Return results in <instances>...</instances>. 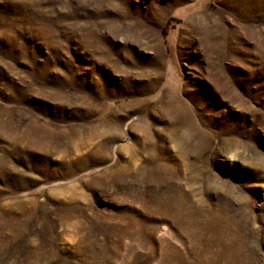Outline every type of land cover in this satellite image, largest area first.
<instances>
[{
    "label": "rangeland",
    "instance_id": "1",
    "mask_svg": "<svg viewBox=\"0 0 264 264\" xmlns=\"http://www.w3.org/2000/svg\"><path fill=\"white\" fill-rule=\"evenodd\" d=\"M0 264H264V0H0Z\"/></svg>",
    "mask_w": 264,
    "mask_h": 264
}]
</instances>
